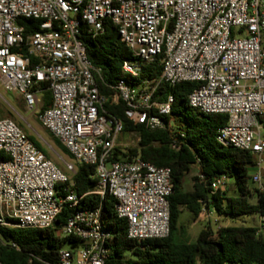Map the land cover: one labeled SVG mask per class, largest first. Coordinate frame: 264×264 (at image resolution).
Instances as JSON below:
<instances>
[{"label": "built area", "instance_id": "built-area-1", "mask_svg": "<svg viewBox=\"0 0 264 264\" xmlns=\"http://www.w3.org/2000/svg\"><path fill=\"white\" fill-rule=\"evenodd\" d=\"M22 20L39 23V29L28 34ZM105 21L118 29L131 54L122 67L127 78L110 99L100 94L101 70L80 40L82 31L101 36ZM157 59L162 68L157 82L130 81ZM161 83L198 85L189 95L190 107L228 117L216 140L254 155L257 171L251 178L261 185L264 0H0V85L8 94H18L73 158L61 169L15 121L0 119V229H55L62 211L80 201L74 189L76 165H88L98 181L90 194L116 200L129 239L167 238L171 170L140 158L115 161L123 123L105 108L109 101L123 102L131 123L163 130L175 98H155ZM45 91L51 104L42 110ZM227 181L217 179L211 189H224ZM259 233L264 235V219ZM57 234L79 240L73 251L59 252L58 264H106L112 233L103 224L101 208L75 212Z\"/></svg>", "mask_w": 264, "mask_h": 264}, {"label": "trees", "instance_id": "trees-1", "mask_svg": "<svg viewBox=\"0 0 264 264\" xmlns=\"http://www.w3.org/2000/svg\"><path fill=\"white\" fill-rule=\"evenodd\" d=\"M29 34L39 29V23L22 20ZM83 41L91 63L101 70L97 85L102 96L110 99L114 87L123 78L124 61L131 58L121 42L118 29L105 21L104 33L92 38L82 31ZM160 60L143 68L139 78L130 80L135 85L144 81L157 82L162 74ZM129 79V78H128ZM198 85L183 83L176 87L161 83L155 98L163 101L173 95L175 102L171 115L164 117L166 128L150 131L143 125H134L125 118V105L110 101L105 108L108 114L123 123V133H135L139 142L136 148L121 153L114 152L115 161H130L140 158L158 168L171 170L173 193L169 197L170 234L164 239L137 242L128 238L125 220L118 218L116 200L107 195L90 194L97 186L95 168L76 165L73 177L79 204L76 208L66 207L57 219V227L48 230L0 229V264H58L59 252L66 243L79 245V240L61 239L57 232L77 211L102 210L105 228L112 233L108 242L110 254L106 264H264V235L260 234V222L264 219V191L252 187L250 168L255 165V156L234 147H223L217 140V132L228 122L226 115H206L189 105V95ZM43 88H47L44 85ZM42 110L51 104V94H43ZM54 146L71 162L73 158L66 148L51 134ZM29 139L49 159L48 151L40 142L29 135ZM194 167L198 176L192 179V189H185L184 179ZM232 179L234 185L214 192L211 185L217 179ZM230 190L239 196H230ZM183 212L199 219L204 213L234 222L239 217L255 216L257 227L226 226L213 232L210 227L200 231L197 240L191 242L187 228L181 223Z\"/></svg>", "mask_w": 264, "mask_h": 264}, {"label": "rangeland", "instance_id": "rangeland-1", "mask_svg": "<svg viewBox=\"0 0 264 264\" xmlns=\"http://www.w3.org/2000/svg\"><path fill=\"white\" fill-rule=\"evenodd\" d=\"M40 107L41 104L39 108ZM3 118L12 119L28 136H34L40 142L41 146L48 151L51 160L61 169H65V162H71L67 156H63L60 152H58V150L54 146L53 139L50 134L47 132V130H45V128H43V126H41L36 117V114L30 112L24 106V104L18 97V94H8L0 85V119ZM138 142L139 139L135 133H122L117 140L116 149H118L121 153H127L129 149L136 148ZM55 152L58 153L61 158H59ZM262 160L264 161V155L262 156ZM256 171L257 167L255 165L250 168L251 174ZM198 175V169L197 167H195L192 169L191 173L186 177L185 189L187 191L192 189V179ZM227 183L228 186L234 185V181L232 179H229ZM252 187L264 191V177L262 179L261 185H257L254 183L252 184ZM229 194L233 197L239 196L238 192H234V190H230ZM180 220L181 223L187 228L188 236L191 242H195L200 231L207 227H210L213 232H216L218 228L226 226H258V219L255 216L239 217L234 222H231L219 218L213 213H204L199 219L196 220L190 213L183 212L181 214ZM61 249L73 251V247L69 243L64 244Z\"/></svg>", "mask_w": 264, "mask_h": 264}, {"label": "crops", "instance_id": "crops-1", "mask_svg": "<svg viewBox=\"0 0 264 264\" xmlns=\"http://www.w3.org/2000/svg\"><path fill=\"white\" fill-rule=\"evenodd\" d=\"M194 168H195V167H194ZM197 169H198V168H197ZM185 179H186V178H185ZM185 179H184V184H185ZM227 182H228V181H227ZM227 185H228V183H227ZM227 185H226V187H228ZM230 187H231V186H230ZM258 226H259V220H258Z\"/></svg>", "mask_w": 264, "mask_h": 264}, {"label": "water", "instance_id": "water-1", "mask_svg": "<svg viewBox=\"0 0 264 264\" xmlns=\"http://www.w3.org/2000/svg\"><path fill=\"white\" fill-rule=\"evenodd\" d=\"M51 148V147H50ZM52 149V148H51ZM56 153V152H55ZM57 154V156L59 157V158H61V156L58 154V153H56Z\"/></svg>", "mask_w": 264, "mask_h": 264}]
</instances>
